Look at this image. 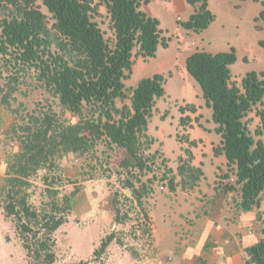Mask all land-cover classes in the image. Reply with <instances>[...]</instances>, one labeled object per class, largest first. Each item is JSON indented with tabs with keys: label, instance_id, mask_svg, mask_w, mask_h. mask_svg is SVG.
I'll list each match as a JSON object with an SVG mask.
<instances>
[{
	"label": "trees",
	"instance_id": "obj_1",
	"mask_svg": "<svg viewBox=\"0 0 264 264\" xmlns=\"http://www.w3.org/2000/svg\"><path fill=\"white\" fill-rule=\"evenodd\" d=\"M148 2L0 0V71L4 68L8 73L7 82L0 85V105L8 106L19 80L25 82V75L32 72L40 88L57 98L63 110L79 117L78 122L67 123L49 110L43 115H31L25 125L13 124L10 129L13 134H21L17 136L18 150L6 162L0 209L14 223L26 257L34 262H55L53 234L67 221L71 200L79 191L76 188L59 198L57 189L46 187L50 201L37 209L29 202L31 176L44 169L49 171L54 160L63 155L90 151L102 139L131 157L133 163L129 159L119 161V166L131 175L130 168L140 173L151 169L149 162L154 157L145 152L152 139L146 132L157 101L165 95V78L155 73L140 79L131 90L130 106L115 105L116 100L126 98L124 80L132 71L134 54L143 59L154 58L159 47H168L159 20L142 10ZM184 2L192 8V14L186 21H178L179 26L196 34L206 30L215 19L208 7L209 0ZM261 5L263 9L255 23L264 22V1ZM41 6L54 21V33L47 26V15ZM99 6H104L109 18L111 42L94 20ZM259 44L264 48V41ZM235 62L233 48L214 54L195 51L186 58L185 68L200 87L205 105L211 109L214 131L220 136L214 156H223L228 171L235 177L234 183L225 185L222 191L236 192V208L249 212L259 210L264 193V140L255 139L244 118L263 104L264 73L248 72L238 86L232 81L230 70ZM195 110L193 105L179 108L181 114ZM188 120L187 116L181 117L180 122L184 125ZM258 134L261 131L257 130L255 135ZM182 171L180 168L181 174ZM49 176L42 177L46 186L55 184ZM173 184L171 178V191ZM124 188L139 205L148 192L145 185L135 187L128 178ZM112 206L115 221L120 223L115 199ZM256 220H261L259 211ZM113 240V233L102 239L93 252V260L101 259ZM243 251L244 264H264V229L257 241Z\"/></svg>",
	"mask_w": 264,
	"mask_h": 264
},
{
	"label": "rangeland",
	"instance_id": "obj_2",
	"mask_svg": "<svg viewBox=\"0 0 264 264\" xmlns=\"http://www.w3.org/2000/svg\"><path fill=\"white\" fill-rule=\"evenodd\" d=\"M167 1L151 0L142 10L159 20L168 47H159L154 58L143 59L134 54L132 71L124 80L126 98L115 102L118 108L130 106L131 90L140 79L155 73L165 78V95L157 101L146 132L152 139L145 152L146 156L154 157L149 162L151 169L140 173L130 168L131 175L119 166L121 159L133 163L131 157L102 139L90 151L63 155L54 160V167L49 171L41 170L29 178V202L37 209L50 201L46 187L57 189L59 198L76 188L79 191L71 200L67 221L53 234L56 255L53 264L86 261H91L88 264H244L243 248L261 236L264 193L259 210H252L261 213L260 221L254 214L238 210L237 193L222 191L225 185L234 183L235 177L226 165L221 168L220 160H210L209 152L191 144L186 131L194 127L191 123L195 124L198 116L190 111L181 114L179 108L189 105L184 99L193 92L192 86L201 94L185 68L186 58L195 50L214 54L233 48L236 62L230 70L239 84L248 72L264 73V48L259 44L264 41V22H254L263 7L257 0H211L210 11L216 16L214 23L200 34L186 36L178 27L179 18H187L186 13L175 8L180 0ZM40 9L47 15V26L54 33V21L44 7ZM94 20L105 39L111 42L113 34L104 6H99ZM1 69L0 85H3L8 73ZM33 75L27 73L25 82L19 80L8 106L0 105V189L5 183L6 162L18 150L17 136L21 132L11 133L13 124L25 125L31 115H43L49 110L64 122L79 120L63 110L57 98L40 88ZM186 116L190 120L182 125L180 119ZM263 119L264 112L261 125L251 127L254 134L257 130L264 131ZM195 155L205 161L207 168L217 166L213 182L208 170L201 171L203 164H192ZM45 174L54 179V185L44 184ZM225 174L229 177L224 178ZM127 178L135 187L141 184L147 187L140 205L124 188ZM171 178L174 191L169 188ZM113 199L120 209V223L115 221ZM111 233L114 240L105 255L93 260L94 250ZM0 264H41L26 257L14 223L4 217L1 209Z\"/></svg>",
	"mask_w": 264,
	"mask_h": 264
},
{
	"label": "crops",
	"instance_id": "obj_3",
	"mask_svg": "<svg viewBox=\"0 0 264 264\" xmlns=\"http://www.w3.org/2000/svg\"><path fill=\"white\" fill-rule=\"evenodd\" d=\"M150 1L151 0H149V2ZM171 1L172 0H168L167 2H171ZM257 1L261 3L262 0H257ZM210 4H211V0H209V2H208V7L211 10ZM175 8H176L177 12L186 13V15H187V18H185V19H181L178 17L180 19V21H186L188 19V17L192 14V8L189 5H187L184 2V0H180V3L175 5ZM146 13H148V12H146ZM148 14H150L152 16V14L150 12ZM215 20H216V16H215ZM212 23H214V22H212ZM257 23H259V22H257ZM178 27L181 28L180 26H178ZM181 30H183L185 32L186 36H189V34H196V33L190 32V31H186L182 28H181ZM198 34H200V33H198ZM195 51H198V50H195ZM232 80L236 81L233 77H232ZM237 85H240V84L237 82ZM190 89H192L190 91H193V92L192 93L189 92L188 95L185 96L187 99H184V102H185V104L193 105L195 107V109L197 111V112L195 111V113H197L198 117L196 119L197 122L195 124L191 123V125H194V127H192L191 129H188L186 131V133L189 135L188 136L189 141L194 143V145H196L198 148L203 149L204 152H206V153L209 152L207 154L210 155V157H209L210 160H212V161L213 160H220V163L222 164L221 165V168H222L226 165L225 158L223 156H214V153H213V149L215 147H217L220 143V136L218 134H216L214 131L216 125L212 122V119H211V109L206 107L205 101L202 98V93L200 94L194 86H192V88H190ZM260 110H263V112H264V98H263V104L258 105L255 108H253V110L251 112H249L248 115L244 118V122L246 123L248 130L250 131V133L252 135H254L256 140H259V139L264 140V131H261V134H258V135H255L256 133L254 134L251 131L252 126L259 127L261 125V117H262L263 112ZM195 157H196L195 161L192 164L194 166H199V163L203 164L200 166L201 171L203 173H205L208 170V173H211L213 176V179H212V182H213L214 177H215V172H217V170H216L217 166L214 165V168L209 169L206 167L205 161H202V158H198V156H196V155H195ZM202 162H204V163H202ZM209 163L211 165L213 164L212 162H209ZM242 213L243 214L251 213V214H254V216L256 217V213H254L252 211L242 212ZM245 247H247V246H245ZM244 248H243V250H244ZM243 253H244V251H243ZM244 257H245V255H244Z\"/></svg>",
	"mask_w": 264,
	"mask_h": 264
}]
</instances>
